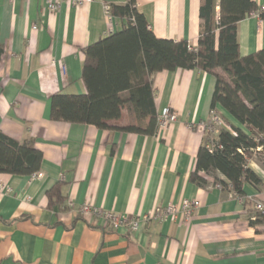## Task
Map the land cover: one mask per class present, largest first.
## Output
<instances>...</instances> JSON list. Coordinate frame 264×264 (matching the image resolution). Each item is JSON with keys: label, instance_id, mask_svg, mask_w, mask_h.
<instances>
[{"label": "crops", "instance_id": "crops-1", "mask_svg": "<svg viewBox=\"0 0 264 264\" xmlns=\"http://www.w3.org/2000/svg\"><path fill=\"white\" fill-rule=\"evenodd\" d=\"M55 1L52 11L47 0H0V131L19 141L33 138L43 153L42 176L0 174V264H264V226L251 218L254 201L264 202L263 159H249L263 184L246 182L244 202L214 185L211 175L201 173L208 186L191 179L206 136L219 133L199 123L217 110L228 125H239L221 105L212 108L215 77L196 68L156 72L158 115L171 107L179 116L155 134L124 130L131 122L126 108L110 121L112 129L54 121L52 95L86 92L85 48L127 25L115 15L110 24L106 12L108 4L127 0ZM253 1L260 11L264 0ZM200 2L136 5L157 37L196 46ZM238 38L241 55L262 49V18L249 14L240 21ZM59 181L66 200L51 206L48 191ZM185 198L201 203L190 221L153 220L134 232L93 226L79 211L89 201L145 214Z\"/></svg>", "mask_w": 264, "mask_h": 264}, {"label": "trees", "instance_id": "trees-1", "mask_svg": "<svg viewBox=\"0 0 264 264\" xmlns=\"http://www.w3.org/2000/svg\"><path fill=\"white\" fill-rule=\"evenodd\" d=\"M108 6L113 15L126 18L127 25L85 48L82 77L86 92L52 95V120L112 129L116 127L110 121L120 120L126 108L131 122L122 127L124 130L155 134L158 112L153 75L177 68L206 71L216 80L212 108L221 105L239 125L220 128L215 139L206 136L191 179L208 186L201 175L206 173L213 177L214 185L245 200L246 182L257 187L263 184L248 163L254 151L264 159V46L241 55L238 24L258 10L257 3L201 0L196 48L187 40L157 37L139 12L136 0ZM261 18L264 22V12ZM42 161L43 153L33 138L19 141L0 131V174L32 175L40 170ZM48 196L51 206L65 202L62 182H57Z\"/></svg>", "mask_w": 264, "mask_h": 264}, {"label": "built area", "instance_id": "built-area-1", "mask_svg": "<svg viewBox=\"0 0 264 264\" xmlns=\"http://www.w3.org/2000/svg\"><path fill=\"white\" fill-rule=\"evenodd\" d=\"M92 0H71V2L76 6H82L86 3L91 2ZM49 8L52 11H55L58 7V4L55 0H47ZM106 12L108 16V21L111 24L114 18V15L111 13L109 6H106ZM264 12V5L260 7V11H253L252 16L261 17V14ZM113 31L110 27L109 32ZM195 47V46H194ZM196 48V47H195ZM178 113L171 107L165 108L158 115V132L168 129L174 122L178 119ZM195 126V125H193ZM199 126L205 129L207 132L212 133L220 128L231 129L230 126L226 123L224 117L217 110L211 112L210 117L199 123ZM261 148L259 147L258 150ZM42 172H35L31 175L32 178L42 176ZM7 192H10L11 189L6 188ZM234 195H236L233 192ZM238 198V197H237ZM244 202L242 198H239ZM68 205H71L69 203ZM201 203L198 199H183L180 203H170L166 206L160 207L155 211L148 212L145 214H124L116 213L111 210H106L102 207H98L93 203L87 201L80 206V213L83 215H89L92 217L93 226H101L103 229H125L127 231H137L141 229L144 225L148 224L150 221H164V220H176L178 217L183 219V221H190L198 212ZM254 210L255 215L252 216L253 221L261 220L262 225L264 226V202L260 200L254 201Z\"/></svg>", "mask_w": 264, "mask_h": 264}, {"label": "rangeland", "instance_id": "rangeland-1", "mask_svg": "<svg viewBox=\"0 0 264 264\" xmlns=\"http://www.w3.org/2000/svg\"><path fill=\"white\" fill-rule=\"evenodd\" d=\"M253 157H259V158L263 159V157L261 156V154H258V152H256V151H254V152L252 153V156H251L250 158H253ZM250 158H249V159H250ZM263 161H264V159H263Z\"/></svg>", "mask_w": 264, "mask_h": 264}]
</instances>
